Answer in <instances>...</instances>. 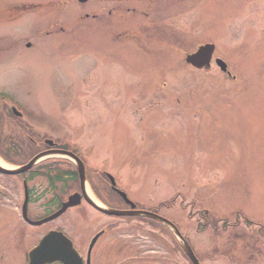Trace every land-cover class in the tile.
<instances>
[{
    "label": "rangeland",
    "instance_id": "obj_1",
    "mask_svg": "<svg viewBox=\"0 0 264 264\" xmlns=\"http://www.w3.org/2000/svg\"><path fill=\"white\" fill-rule=\"evenodd\" d=\"M205 43L215 45L210 67L187 64ZM0 94L4 135L30 143L23 122L31 137L75 150L90 198L99 182L108 186V171L143 210L173 203L162 214L190 238L202 264H264V0H0ZM12 104L22 119H8ZM45 162L68 163L48 154L23 172ZM0 166L13 169L1 158ZM30 185L43 190L30 205L35 215L50 193L64 200L80 182L56 175L49 185ZM4 186L15 189L0 194L1 264H21L22 250L50 227L85 251L107 226L85 199L89 205L27 227L18 213L22 184L0 175ZM111 215L112 234L99 240L115 242L110 264H191L182 253L141 255L124 235L129 221ZM132 217L138 238L143 226L135 219L147 217ZM224 221L230 226L222 228Z\"/></svg>",
    "mask_w": 264,
    "mask_h": 264
},
{
    "label": "flooded vegetation",
    "instance_id": "obj_2",
    "mask_svg": "<svg viewBox=\"0 0 264 264\" xmlns=\"http://www.w3.org/2000/svg\"><path fill=\"white\" fill-rule=\"evenodd\" d=\"M2 119V115H0V121ZM20 139L19 138H3L0 136V155H2L3 152H10V155H12V157L14 158H18L20 153H21V145H20ZM33 142H35L34 145H38V142L36 140H33ZM37 142V143H36ZM41 142V141H40ZM53 143V145H50L49 142H46L45 139L42 141V144L44 145L42 147V144L40 145V147H36L34 146V150L32 153H28L26 156H29L30 154V158L37 152L40 151H44V150H48V149H62L65 148V144L62 142H51ZM26 145V144H23ZM30 150H32L30 148ZM20 152V153H19ZM73 152V151H72ZM78 156L81 158L82 156H80L78 154ZM82 159V158H81ZM27 160V159H26ZM58 161V160H56ZM68 163L62 165V164H53L50 165L47 162L45 167L42 166L38 169H35V171H26V172H22V173H18L16 175H6L0 172V175L4 176V177H8V178H14L17 177V180L19 181L20 184H22V191H23V201H21V207L22 204L24 203V199H25V190L27 191V204H26V217L27 219L23 216L22 214V210L20 207V210L18 208V204L16 202V206L15 208L19 210L18 213H20V217L22 222L30 228H37L39 226H43L46 225L54 220H57L60 216H62L68 209L70 208H74V207H78L81 203H83V201L85 202V204H88L85 200V198L83 197V195H81L80 193V187L79 189H76L73 192H77L80 194L79 196V202L76 205H72L69 208H67L62 214H60L59 216L44 222V223H38L39 220H42L43 218L51 215L54 211H56L58 208H60V206L62 205L63 201L66 199H62L61 197H58V194L56 193V196L53 197L52 193H50V197H46L45 200H43L41 203H37L38 209L42 210V214H35L32 215L31 213V209H30V205L31 203L34 201H38L41 197V194L43 193V190L39 193H37V190L39 191V189L35 188L34 186L31 187L30 182L34 179H43L46 183H48L49 185V181L52 180V178L56 175H59L61 182H66L69 180L70 177L73 178L74 176V171H76V167L73 163V161L68 160ZM72 167V168H71ZM44 169H49V170H44ZM105 173V172H104ZM71 178V179H72ZM3 191L0 190V194H6V192L10 193L12 191V189H15L14 187L11 186H4L1 188ZM46 190V189H44ZM101 190H104L103 192V198L101 203L104 204L107 208L112 209V210H128L130 209V206L120 197H118L117 193H115L114 191L108 189L107 187H102ZM36 194V195H35ZM68 197V196H67ZM66 197V198H67ZM43 198V197H42ZM53 198V199H52ZM54 202V203H53ZM34 203V202H33ZM55 205L56 208L55 210L49 212V213H45V210H49L51 209V205ZM6 206H9L7 204H5ZM89 205V204H88ZM35 206V207H37ZM91 209L93 211H95L99 216L98 218H102L104 223L107 225L106 227L103 228V230L98 231L96 234L93 235V237L89 240V243L87 244V247L84 250H81L80 248H78L76 246V244L74 243L73 240H71V244H72V248L75 251V256L67 259L66 262L67 263H71V264H110V259L113 257L112 254L108 253V252H116V250H113L114 244L109 245V246H104L101 243H99V240L101 238L102 235H106L109 234L110 231L113 229V227L111 226L110 230L109 227L110 222L113 219H116L117 216L111 215V214H107L104 213L103 211H100L97 208H94L90 205ZM171 206L169 204H163L162 205H157L154 208H150L147 209L149 211H152L156 214H159L161 216H163L162 214V210L163 208H167L169 209ZM137 209H144V208H140L139 206L137 207ZM198 212V211H196ZM122 217V216H121ZM165 217V215L163 216ZM167 218V217H166ZM119 219H123L128 222V226H126V229H124V235L127 238H130L133 240V245L135 246V248L139 249L137 252L140 253L141 255H147V256H155L154 258H161V259H169L170 260V255L173 253V255L178 254L180 255L182 253V249L180 246L179 241L175 238V236L173 235V233L171 232V230H169L168 227H166L164 224L152 219V218H146V220H142V219H135L136 222H139L140 224H142L143 227H140L141 229V233L138 235V238L134 235L133 229L130 228L132 226V221L134 220L132 216L130 217H123V218H119ZM169 219V218H168ZM172 222L177 226V223H175L173 220ZM145 223H147V227L145 225ZM114 224V223H113ZM119 224V223H118ZM101 225V224H100ZM114 225H117V223H115ZM139 226V225H138ZM145 227V228H144ZM144 228V229H143ZM178 228V226H177ZM49 231H56V232H62V230H60L59 228H48ZM143 230H146L144 232H142ZM116 231V228L114 229ZM107 231V232H106ZM45 232L42 236H40L37 241L35 243H33L32 245H30L29 248H24L22 250V254H21V259L19 260V262L21 264H29L30 259H29V254L31 252V250L36 247L38 245V243L40 242V240L42 239V237L47 233ZM112 234V233H110ZM64 235V234H63ZM66 236V235H65ZM112 236V235H111ZM67 237V236H66ZM165 237V238H164ZM68 238V237H67ZM140 238H144L143 240H141ZM160 238H164L167 240L166 243H164V241L159 242ZM143 242V244L141 243ZM189 244L191 245V247L194 250V247L191 243V241L189 240ZM132 245V246H133ZM131 248V246H130ZM111 249V250H110ZM141 250V251H140ZM108 253V254H107ZM161 254L160 256L157 255ZM117 254V253H115ZM6 255V256H5ZM5 255L1 256L0 258H7V252L5 253ZM106 258H108V260H105ZM114 259V258H113ZM22 261V262H21ZM40 261V260H39ZM37 261V262H39ZM156 263V262H155ZM1 264V263H0ZM3 264V263H2ZM5 264V262H4ZM39 264H63L61 261L59 260H49V261H41Z\"/></svg>",
    "mask_w": 264,
    "mask_h": 264
},
{
    "label": "water",
    "instance_id": "obj_3",
    "mask_svg": "<svg viewBox=\"0 0 264 264\" xmlns=\"http://www.w3.org/2000/svg\"><path fill=\"white\" fill-rule=\"evenodd\" d=\"M78 1L79 2H85L86 0H78ZM213 51H214V44L205 43L203 45H200L196 49V51H194L190 54H187L185 57V60L187 61V63L191 64L192 66L198 67V68L208 67L210 65V60H211ZM215 63L220 67V69L222 71H226V63L224 61H222L220 58H216ZM43 154H45V153H43ZM43 154H40V155L34 157L33 159L30 160V162H28L26 165H23L21 167H16L13 169H6L5 167L0 166V171L3 173H12V174L22 172V171L26 170L27 168H30L32 166V164H34L37 161V159ZM59 154H62L65 156L70 155L71 157H73L77 161L78 172H79V176H80V183H81V188L83 191L84 190L85 176H84V167H83L82 162L68 152L60 151ZM111 181H112V183H114L113 179H111ZM72 197H74V196H71L69 198V201L64 203L63 206L61 207V209L58 210L55 214H53L48 219L60 214L70 204H74L76 202V200L72 201ZM90 202L94 204V202H92V201H90ZM94 205L97 208H99L105 212H109L111 214L144 215V216H148V217H152L154 219H157V220L167 224L168 226H171L173 228L174 232L176 233L175 235H177V237L181 240L182 248L184 249L185 253L187 254V256L190 259V261L192 262V264H200L198 262L197 258L195 257V255L193 254L191 248L187 244V242L182 238L179 231L167 219H165L161 216H158L157 214H154V213L149 212V211H143V210H132V211H128V212L108 211L107 209L102 208L101 206H98L97 204H94ZM132 206H133V204H132ZM73 251L74 250L72 249L71 244L67 239L62 237L60 235V233L51 232L42 240L40 246L37 247L34 250V252L31 254V259H30L31 263L30 264H37L38 259H40V262L42 260L43 261L60 260V261L64 262V264H71V263H67L66 260L75 256Z\"/></svg>",
    "mask_w": 264,
    "mask_h": 264
},
{
    "label": "trees",
    "instance_id": "obj_4",
    "mask_svg": "<svg viewBox=\"0 0 264 264\" xmlns=\"http://www.w3.org/2000/svg\"><path fill=\"white\" fill-rule=\"evenodd\" d=\"M2 112V111H1ZM1 112H0V114H1ZM8 114V119H12L13 121H18V117H16V116H13L12 114H10V113H7ZM2 122H0V136H4V134L5 133H3V132H1V128H2ZM20 127H23L24 128V131L21 133V136H23V137H25L26 136V134H28L29 133V129H28V127L27 126H25L24 124H23V122H22V125L20 126ZM3 134V135H2ZM8 136H11V135H8ZM21 157L19 156L18 158H14V157H12V155H10V152L9 151H5V152H3L2 153V157H4L6 160H8V161H10V162H13V163H16L15 161H17V162H20V159L21 158H23V156L25 155H27L25 152H21ZM72 177H70V179H71ZM73 178H76V174L74 173V176H73ZM247 220V219H246ZM247 222H249L250 223V221H248L247 220ZM263 228V227H262Z\"/></svg>",
    "mask_w": 264,
    "mask_h": 264
}]
</instances>
